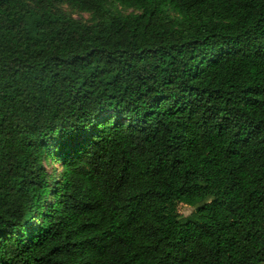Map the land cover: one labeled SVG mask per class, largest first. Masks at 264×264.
I'll use <instances>...</instances> for the list:
<instances>
[{"label": "trees", "instance_id": "trees-1", "mask_svg": "<svg viewBox=\"0 0 264 264\" xmlns=\"http://www.w3.org/2000/svg\"><path fill=\"white\" fill-rule=\"evenodd\" d=\"M0 264H264V0H0Z\"/></svg>", "mask_w": 264, "mask_h": 264}, {"label": "rangeland", "instance_id": "rangeland-1", "mask_svg": "<svg viewBox=\"0 0 264 264\" xmlns=\"http://www.w3.org/2000/svg\"><path fill=\"white\" fill-rule=\"evenodd\" d=\"M75 17L77 18H80V19H83V20H87L90 18V15L86 12H80L76 9H73V8H69L68 6L64 5ZM132 11V9H126L124 10L125 13L127 12H130ZM49 169L51 171H56V172H59L61 169H62V166L60 163H48L47 164ZM195 210V207L194 206H191V205H188V204H185V203H179L178 204V211L181 215L183 216H186L188 214H190L192 211Z\"/></svg>", "mask_w": 264, "mask_h": 264}]
</instances>
